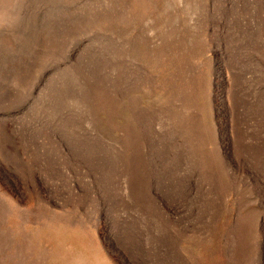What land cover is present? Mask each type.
<instances>
[{
	"label": "rangeland",
	"instance_id": "1",
	"mask_svg": "<svg viewBox=\"0 0 264 264\" xmlns=\"http://www.w3.org/2000/svg\"><path fill=\"white\" fill-rule=\"evenodd\" d=\"M0 264H264V0H0Z\"/></svg>",
	"mask_w": 264,
	"mask_h": 264
}]
</instances>
